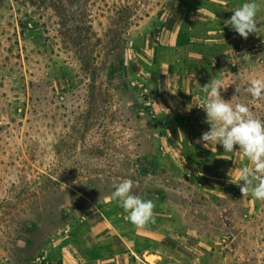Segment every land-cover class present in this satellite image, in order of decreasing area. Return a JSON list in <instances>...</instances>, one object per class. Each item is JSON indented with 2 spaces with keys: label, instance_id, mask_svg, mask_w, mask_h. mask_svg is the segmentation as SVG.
Wrapping results in <instances>:
<instances>
[{
  "label": "rangeland",
  "instance_id": "obj_1",
  "mask_svg": "<svg viewBox=\"0 0 264 264\" xmlns=\"http://www.w3.org/2000/svg\"><path fill=\"white\" fill-rule=\"evenodd\" d=\"M245 2L0 0V264H52L65 230L128 221L111 198L125 179L196 233L170 264H264V202L236 184L250 162L197 143L213 77L264 120L246 91L264 78V33L224 25Z\"/></svg>",
  "mask_w": 264,
  "mask_h": 264
},
{
  "label": "clouds",
  "instance_id": "obj_2",
  "mask_svg": "<svg viewBox=\"0 0 264 264\" xmlns=\"http://www.w3.org/2000/svg\"><path fill=\"white\" fill-rule=\"evenodd\" d=\"M262 10L264 5L257 0H248L231 10L234 14L224 21V25L245 40L250 34L260 36L264 33V22L258 21L257 16ZM228 86L213 77L201 87L204 97L197 106L206 112L204 122L210 125V130L202 133L197 143H202L205 149L211 151H217L216 145H221L225 153H243L251 167H242L237 174L239 183L236 184L244 198L251 196L264 202V120L257 118L246 104L233 106L230 101L224 100L221 90H226ZM240 90V84L236 83L235 92ZM246 91L255 100H264V78L251 79ZM132 189L133 181L125 179L116 186L111 198L119 201L127 219L137 228L155 223L153 201L132 194Z\"/></svg>",
  "mask_w": 264,
  "mask_h": 264
},
{
  "label": "crops",
  "instance_id": "obj_3",
  "mask_svg": "<svg viewBox=\"0 0 264 264\" xmlns=\"http://www.w3.org/2000/svg\"><path fill=\"white\" fill-rule=\"evenodd\" d=\"M178 107L186 113L191 105L180 102ZM154 215L160 221L144 228H137L127 217L128 221L119 224L104 217L106 222L89 220L90 226L79 233L65 230L64 237L57 240V261L52 264H170L172 259L181 260L185 254L181 244H193L188 235L196 233L192 229L184 232L181 218L173 212L154 210ZM130 255L135 258L133 263Z\"/></svg>",
  "mask_w": 264,
  "mask_h": 264
},
{
  "label": "trees",
  "instance_id": "obj_4",
  "mask_svg": "<svg viewBox=\"0 0 264 264\" xmlns=\"http://www.w3.org/2000/svg\"><path fill=\"white\" fill-rule=\"evenodd\" d=\"M21 36L22 37H24V36H26V34L27 33H29L30 32V30H31V27H29V25L28 24H26V23H23V24H21ZM34 28H37V29H39L40 30V28L41 27H39V26H35ZM45 31H47V27L45 28ZM47 42H44L43 44H41L40 46H39V49H41V48H43L44 50L45 49H47ZM47 61H48V63L49 62H51V61H53V60H51V59H46ZM119 69H122V61L121 60H118L117 62H116V66H115V68H114V70H119ZM23 79V78H22ZM47 84H48V86H49V82L48 81H44L42 78H39L37 81H36V85H38L39 87H41V86H47ZM46 115V114H45Z\"/></svg>",
  "mask_w": 264,
  "mask_h": 264
}]
</instances>
